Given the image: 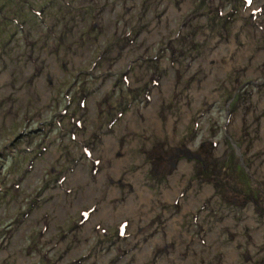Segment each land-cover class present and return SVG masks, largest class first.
<instances>
[{
    "label": "rangeland",
    "instance_id": "1",
    "mask_svg": "<svg viewBox=\"0 0 264 264\" xmlns=\"http://www.w3.org/2000/svg\"><path fill=\"white\" fill-rule=\"evenodd\" d=\"M234 1L0 0V264H264V0Z\"/></svg>",
    "mask_w": 264,
    "mask_h": 264
},
{
    "label": "flooded vegetation",
    "instance_id": "2",
    "mask_svg": "<svg viewBox=\"0 0 264 264\" xmlns=\"http://www.w3.org/2000/svg\"><path fill=\"white\" fill-rule=\"evenodd\" d=\"M237 1H238V0H235L234 2H231V3H229L228 5H230V4H231L232 6H234V5L236 6V5L238 4V2H237Z\"/></svg>",
    "mask_w": 264,
    "mask_h": 264
},
{
    "label": "water",
    "instance_id": "3",
    "mask_svg": "<svg viewBox=\"0 0 264 264\" xmlns=\"http://www.w3.org/2000/svg\"><path fill=\"white\" fill-rule=\"evenodd\" d=\"M36 131V130H35Z\"/></svg>",
    "mask_w": 264,
    "mask_h": 264
}]
</instances>
